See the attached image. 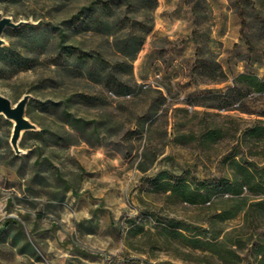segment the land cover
Returning <instances> with one entry per match:
<instances>
[{
	"label": "rangeland",
	"instance_id": "obj_1",
	"mask_svg": "<svg viewBox=\"0 0 264 264\" xmlns=\"http://www.w3.org/2000/svg\"><path fill=\"white\" fill-rule=\"evenodd\" d=\"M97 7L110 22L91 29ZM0 12L27 20L4 31L0 93H30L38 126L17 153L0 114V264H264V225L213 226L220 193L192 203L163 186L225 179L237 145L264 156L242 131L264 121V93L221 106L239 73L264 78V0H0ZM215 226L236 252L184 237L216 241Z\"/></svg>",
	"mask_w": 264,
	"mask_h": 264
},
{
	"label": "trees",
	"instance_id": "obj_2",
	"mask_svg": "<svg viewBox=\"0 0 264 264\" xmlns=\"http://www.w3.org/2000/svg\"><path fill=\"white\" fill-rule=\"evenodd\" d=\"M157 5L158 0H154V7ZM96 10H98V13H96ZM104 14L103 8L99 10V7L89 11L87 17L90 19L88 25L91 26V29H96V23L99 21L110 22V15L107 14L104 16ZM139 24L142 26V21H140ZM153 29L154 24H151L146 29H144L138 44L136 45L134 53L131 55V59L136 57L137 52L142 48L146 40V36ZM65 36L66 33L63 32L61 38L63 41L65 40ZM7 50H10V48L7 47ZM126 54L129 53L126 52ZM14 56L15 52L12 53V58H14ZM99 56L100 57L94 56L91 58L93 61L98 59V61L104 63V55L101 54ZM214 63L216 64L214 71L219 72V78H222L221 80H226L227 73L225 72L222 64L218 61ZM119 81L123 83L122 80ZM129 91L130 89H128L126 93ZM254 91L264 93V78L255 72H241L235 78L234 85L229 87L227 91L222 94L224 96H232V98L229 99V101L222 103L221 106L229 107L233 103L238 102ZM242 131L243 135L250 137L254 143L259 145L264 143V121L256 120L251 125L246 126ZM220 133L222 134L221 129H214L210 131L209 135L212 137H217ZM255 154L261 155V152H256ZM228 159L231 160V171L229 175L221 181L209 182L207 179H190L185 177L179 179L176 183H173L172 181H165L163 186L168 190L174 191V193L180 194L185 201L192 203L210 202V204H212L214 196L220 193L219 196L223 198L224 205L219 208L221 211L216 212L215 216L217 219H215L213 226L217 225V223L221 224L228 219L235 218L240 214H243L245 224L248 227L254 228L256 230L258 227L264 225V156L260 159L247 157L240 150V146L237 145L235 151L228 156ZM7 223L8 221L5 224ZM214 228V230L217 231H215L212 238L216 241L205 240L202 237H190L186 234H184V237L187 239L188 244H191L195 247L205 246L207 244V247L205 248L212 251H220L221 248H225L226 251L236 252L235 249L229 245V237L227 235H225L221 240L218 239L225 228L220 227V229H217L216 226ZM263 233L264 232H259L257 237L259 242L255 243V245L258 246V253L264 252ZM251 239L252 237H249V240ZM235 244H238L237 241ZM220 245L223 247H220Z\"/></svg>",
	"mask_w": 264,
	"mask_h": 264
},
{
	"label": "water",
	"instance_id": "obj_3",
	"mask_svg": "<svg viewBox=\"0 0 264 264\" xmlns=\"http://www.w3.org/2000/svg\"><path fill=\"white\" fill-rule=\"evenodd\" d=\"M26 22L27 20L15 21L11 16L0 12V46L5 43L3 35L7 27H21ZM30 98L31 94L25 93L17 102H13L10 97L0 93V114H4L14 121L11 143L17 153L21 152L19 142L23 131L38 128L37 124L27 116V106Z\"/></svg>",
	"mask_w": 264,
	"mask_h": 264
}]
</instances>
